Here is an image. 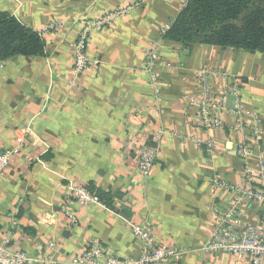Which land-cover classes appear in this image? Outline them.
<instances>
[{
    "label": "crops",
    "instance_id": "obj_1",
    "mask_svg": "<svg viewBox=\"0 0 264 264\" xmlns=\"http://www.w3.org/2000/svg\"><path fill=\"white\" fill-rule=\"evenodd\" d=\"M136 1L0 0V11L38 33L60 23L45 38L44 55L0 60V149L22 146L0 175V240L9 238L14 249L35 259L55 242L57 264H71L92 240L137 258L142 242L127 222H147L158 243L188 253L182 264H252L202 251L219 212L238 206L242 222L264 225V202L237 205L236 193L212 192L215 176L235 185L245 180V160L237 153L242 132L233 131L236 120L227 114L223 128L206 129L196 100L203 73L216 92L237 83L239 95L230 96L228 111L246 107L256 113V155L264 153V54L164 40L160 31L187 0ZM115 10L126 13L91 36L89 55L98 63L73 85L78 20ZM154 47L159 97L144 69L145 52ZM159 130L158 158L144 180L138 148L153 144ZM87 184L120 194L115 209L72 200V187ZM65 208L75 213L76 225Z\"/></svg>",
    "mask_w": 264,
    "mask_h": 264
},
{
    "label": "built area",
    "instance_id": "obj_2",
    "mask_svg": "<svg viewBox=\"0 0 264 264\" xmlns=\"http://www.w3.org/2000/svg\"><path fill=\"white\" fill-rule=\"evenodd\" d=\"M48 1V0H43ZM149 0H137V6H144ZM187 3V1H186ZM126 13V10H115L108 12L103 17L95 20L82 18L77 24L80 27L78 38L73 45V85H77L82 75L98 62L89 55V44L91 36L105 29L117 17ZM60 23L46 26L40 32L45 39ZM168 30L163 28L160 36L163 39ZM145 70L149 72L154 81V90L159 97V83L156 69L159 54L156 48L145 52ZM209 75L203 73L200 78L201 92L196 103L199 107V115L203 126L208 130L223 128L225 114L232 116L236 122L232 126L233 131L242 132V138L238 145L237 153L245 160L243 173L245 180L241 184H231L215 176L211 180L212 192L224 190L238 195V204L263 203L264 202V153L260 148V127L256 113L246 107H235L228 111V101L230 96L239 95L237 83L226 85L220 90L214 91L210 84ZM215 93V94H214ZM215 96V99H212ZM246 119H251L252 125H246ZM164 135L162 130L157 131L153 144H142L138 148V158L136 161L139 175L144 180H149L156 160L158 158V142ZM212 147L211 143H208ZM22 146L14 148L0 149V175L5 174L11 167L12 161L21 154ZM252 163L250 160H253ZM72 200L80 206L89 204H99L96 196L88 192L83 187H72ZM101 204V203H100ZM236 207L233 206L226 212H219L214 218L211 226L210 236L202 251L206 254H219L232 256L238 260H249L252 264H264V225L246 224L238 218ZM66 209V215L71 225H76L77 217L75 213ZM131 233L142 242V251L137 258L123 257L110 251L99 240H92L86 244L84 250L74 257L71 264H182L186 253L177 247L158 243L152 229L147 222L135 224L127 222ZM56 243L48 244L46 253L38 259L30 257L25 252L14 249L11 240L7 237L0 240V264H57L52 256Z\"/></svg>",
    "mask_w": 264,
    "mask_h": 264
},
{
    "label": "trees",
    "instance_id": "obj_3",
    "mask_svg": "<svg viewBox=\"0 0 264 264\" xmlns=\"http://www.w3.org/2000/svg\"><path fill=\"white\" fill-rule=\"evenodd\" d=\"M163 39L186 48L207 45L264 54V0H187ZM45 49L40 33L0 11V60L42 56ZM86 189L110 209L122 197L94 184Z\"/></svg>",
    "mask_w": 264,
    "mask_h": 264
}]
</instances>
